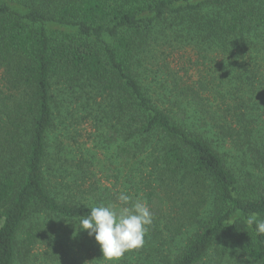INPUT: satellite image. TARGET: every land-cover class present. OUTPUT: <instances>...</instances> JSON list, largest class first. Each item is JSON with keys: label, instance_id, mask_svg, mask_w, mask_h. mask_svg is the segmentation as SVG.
Masks as SVG:
<instances>
[{"label": "trees", "instance_id": "trees-1", "mask_svg": "<svg viewBox=\"0 0 264 264\" xmlns=\"http://www.w3.org/2000/svg\"><path fill=\"white\" fill-rule=\"evenodd\" d=\"M187 47L208 74L186 83ZM263 63L264 0H0V264L35 232L47 256L68 232L100 250L71 223L121 191L153 222L116 264H264L247 225L264 219ZM114 161L127 187L93 170Z\"/></svg>", "mask_w": 264, "mask_h": 264}, {"label": "clouds", "instance_id": "clouds-1", "mask_svg": "<svg viewBox=\"0 0 264 264\" xmlns=\"http://www.w3.org/2000/svg\"><path fill=\"white\" fill-rule=\"evenodd\" d=\"M118 203L93 206L90 213L77 225L79 230H86L89 237H94L106 264L119 261L126 252L142 248L148 227L153 222V214L148 204L121 191ZM247 225H255L258 235H264V219L255 213L247 218Z\"/></svg>", "mask_w": 264, "mask_h": 264}, {"label": "rangeland", "instance_id": "rangeland-1", "mask_svg": "<svg viewBox=\"0 0 264 264\" xmlns=\"http://www.w3.org/2000/svg\"><path fill=\"white\" fill-rule=\"evenodd\" d=\"M179 50L184 51L181 54H184L187 57L191 58V62L188 64L189 70L187 71L186 75L182 74L183 81L187 83V82L197 79L198 77H203L205 74H208V72L204 71L202 65L196 62V60L198 58H201V56L198 55L194 50H192L191 47L184 48V50H181V49ZM171 65H174V63H172ZM262 70H263L262 77H264V67L262 68ZM186 77H188V79H186ZM215 102H218V100H216ZM261 110L262 111L259 113L257 112L255 118H253V123L256 125L257 128L259 127L263 128L264 126V108H262ZM71 111H73V108L71 109ZM77 137L80 142L84 143V144H81L82 149L80 148L79 151H82V150L86 151L88 147L89 148L91 147L92 138L89 139L86 133H84L83 131H80V134ZM97 149L98 148H95L94 150H97ZM131 168L132 166H129V165L124 166L122 163H118L117 161H114L111 166L112 171H109L107 174L102 173L97 166H95L93 170L96 173L97 177L100 179L101 183L104 182L105 185L109 183L113 184L114 181L118 180L117 183H119L120 185L119 187L122 188L124 186L127 187V185L129 184L128 182H130L129 179L131 176L132 177L135 176V173L131 172L130 170ZM113 171H114V175H116L117 177L113 178L111 176ZM41 217L42 216L40 214L36 216L38 221ZM48 223H51L50 218L46 217L44 220L41 221V223L39 222L37 229L40 230L41 232L43 230H46ZM55 225L57 228L68 227L69 223L62 224V223L56 222ZM32 226L34 227L36 226L34 222L32 223ZM71 226L73 227L75 226L74 229H76L77 224L75 225L71 223ZM47 233H48V230H47ZM58 233L59 235L53 237V239H56L57 241L62 240L64 242L65 238H67L68 236H65V238L62 239L63 234L60 232ZM34 234H36L37 236L38 235L41 236V238H38V239L35 238L36 243L34 245L30 246L29 248L25 247L23 251H21V256H20V259L17 261V264H106V262L101 258L102 253L99 252L100 250L94 251L90 247H84L83 246L84 239H81L79 236H77L74 233L68 232L71 240H66V244L62 247V249H60L58 244L56 246H52V248H55L56 250V252L54 253V257L52 255L51 256L46 255V251H49L48 250L49 248H47L48 242L41 240L44 237L43 236L44 234L40 232H35ZM132 259H135V258H132ZM117 262H114V264H116ZM139 264H141V260L139 261ZM214 264L216 263L214 262Z\"/></svg>", "mask_w": 264, "mask_h": 264}]
</instances>
